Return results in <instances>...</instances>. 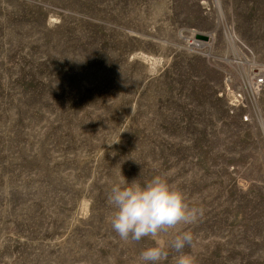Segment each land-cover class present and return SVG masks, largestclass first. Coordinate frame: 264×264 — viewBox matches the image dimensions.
Segmentation results:
<instances>
[{
    "label": "rangeland",
    "instance_id": "1",
    "mask_svg": "<svg viewBox=\"0 0 264 264\" xmlns=\"http://www.w3.org/2000/svg\"><path fill=\"white\" fill-rule=\"evenodd\" d=\"M259 68L264 0H0V264H140L108 196L157 173L203 209L167 240L264 264V86L223 83Z\"/></svg>",
    "mask_w": 264,
    "mask_h": 264
},
{
    "label": "clouds",
    "instance_id": "2",
    "mask_svg": "<svg viewBox=\"0 0 264 264\" xmlns=\"http://www.w3.org/2000/svg\"><path fill=\"white\" fill-rule=\"evenodd\" d=\"M108 204L112 229L121 240L139 242L148 237L153 241L140 253V264H160L169 248L181 253L176 264H196L191 254L182 251L193 240L191 232H181L171 241L165 234L178 225L195 222L203 209L194 206L188 194L166 174L157 173L144 184L138 180L128 183L123 177L112 186Z\"/></svg>",
    "mask_w": 264,
    "mask_h": 264
},
{
    "label": "built area",
    "instance_id": "3",
    "mask_svg": "<svg viewBox=\"0 0 264 264\" xmlns=\"http://www.w3.org/2000/svg\"><path fill=\"white\" fill-rule=\"evenodd\" d=\"M229 36L233 40L232 36L231 35ZM238 42L240 43L239 40ZM242 46L247 52L251 54V50L247 46H245L244 44H242ZM250 56L253 55L251 54ZM251 58H249L248 63L249 65L252 64L254 66L255 64L253 61L254 57ZM223 83H226L224 88V93L227 95V99H228L227 106L229 108L230 113H234L235 111H237V108L246 107L245 94L252 97H257L259 95L261 89L264 86V72L259 68L255 70L253 69L251 73L240 72L238 77L227 75ZM231 83H239V85L235 86ZM221 95H223V91L221 92ZM249 113L250 112H244L242 114L243 121L250 120Z\"/></svg>",
    "mask_w": 264,
    "mask_h": 264
},
{
    "label": "water",
    "instance_id": "4",
    "mask_svg": "<svg viewBox=\"0 0 264 264\" xmlns=\"http://www.w3.org/2000/svg\"><path fill=\"white\" fill-rule=\"evenodd\" d=\"M200 37H202V38H206V36L205 35H199Z\"/></svg>",
    "mask_w": 264,
    "mask_h": 264
},
{
    "label": "bare ground",
    "instance_id": "5",
    "mask_svg": "<svg viewBox=\"0 0 264 264\" xmlns=\"http://www.w3.org/2000/svg\"><path fill=\"white\" fill-rule=\"evenodd\" d=\"M230 37V36H229Z\"/></svg>",
    "mask_w": 264,
    "mask_h": 264
}]
</instances>
